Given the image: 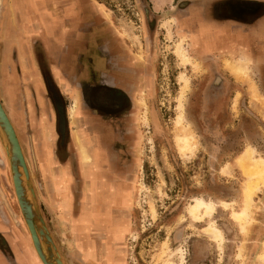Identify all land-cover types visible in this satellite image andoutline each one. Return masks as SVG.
I'll use <instances>...</instances> for the list:
<instances>
[{
    "label": "rangeland",
    "instance_id": "374dc122",
    "mask_svg": "<svg viewBox=\"0 0 264 264\" xmlns=\"http://www.w3.org/2000/svg\"><path fill=\"white\" fill-rule=\"evenodd\" d=\"M3 1L0 0V6ZM11 1L5 0L0 7L1 26L6 23ZM188 1L192 0H43V9L40 10L37 0L38 20L47 14L55 21L51 33L39 24L30 28L31 31L27 30L31 19L20 15L14 21H22L23 27L25 25L23 32L18 29L15 33V28L10 29L5 38L4 29L3 32L0 30V93L6 99V94L12 95L15 89L16 93L23 91L30 105L28 87L29 84L35 87L36 80L25 70L22 74L18 44L11 39L18 34L25 42L24 55L31 56L33 64L36 55L44 67L52 69L55 66L62 70V75L67 78L66 85L62 80L56 81L66 94L68 110L74 99L78 103V97L71 94V88L81 83L83 67L89 58H94L101 37L111 44L115 35L119 36L122 44L135 43L139 51L143 49L145 59L150 61L148 78L153 87L150 101H147L149 91L142 84L135 96L138 106L129 138L122 148L112 145L113 151L110 150L111 161L116 162L129 182L132 181V185L122 193L120 203L130 206L134 201V204L125 213L131 230L129 225H123L116 232L119 239L124 231L129 232L117 245V253L122 258L107 251L103 256L104 264H264L260 260L264 251V230L260 235L262 240L257 241L253 237L259 226L264 229V202L259 199L260 192L264 190L262 184L252 192L248 220H239L234 215L242 209L244 189L249 186V179L239 168L236 157L250 149L253 157L264 158V37L248 41L247 52L243 50L236 55L231 52V55L219 57L217 69L224 77L222 87L228 89L223 100V126L220 129L211 125L207 128L201 126L198 121L201 109L194 99L198 98L195 96L197 88L208 84L204 80L209 74L207 64L191 54L192 46L198 45L197 32L183 30V23L174 15L175 11L183 14L178 9ZM144 11L155 21L149 30L153 32L150 33V44L145 38L149 31L147 33L144 26ZM194 16L200 19L198 11ZM258 31L264 33V23ZM212 32L215 33L212 26H200L199 33L205 36L201 42L203 50H210L218 44L216 36L210 34ZM180 44L182 50H178ZM67 54L71 63L63 67L61 59ZM183 54L189 62L184 63ZM138 58H142L141 54ZM229 62L243 66L247 70L246 77L231 73L233 70L227 67ZM181 75L185 80L180 79ZM5 77H8L9 87ZM17 99L18 95L9 99V112L12 111L10 103ZM38 116V121L41 117L39 124L46 125L51 121L52 139L55 140L52 114L49 119V113L41 108ZM69 118L74 122L76 117ZM29 120H34L31 114ZM77 125L82 128L81 121ZM182 127L186 133L192 134L189 149L185 151L180 150L178 141ZM35 133L34 129L24 131L23 127L16 132L31 169L33 164L29 159L28 144L30 136L36 143L39 140ZM83 142L86 143L84 139ZM0 151L5 158L1 141ZM31 179L39 205L40 179L36 174L31 175ZM76 180L75 187L78 188V176ZM8 192L10 199L14 200L13 212L21 217L15 194H12L14 191ZM194 198L210 202L212 213L199 220L192 217L187 208ZM224 198L227 201L222 200ZM40 211L42 214L41 208ZM211 223L219 229L221 241L213 240L207 234ZM242 227H245V232ZM58 251L61 254V249Z\"/></svg>",
    "mask_w": 264,
    "mask_h": 264
},
{
    "label": "flooded vegetation",
    "instance_id": "af4514ba",
    "mask_svg": "<svg viewBox=\"0 0 264 264\" xmlns=\"http://www.w3.org/2000/svg\"><path fill=\"white\" fill-rule=\"evenodd\" d=\"M17 1L14 0V3L16 4ZM182 5L178 10L183 11V14L176 13L175 11L174 15L183 23V30L185 29L189 33H192L193 30L194 33L197 32L198 45L192 46L191 54L195 59L207 64V71L209 73L204 77V80L208 84L203 88H197L195 93V96H198V98L194 100H196V103L201 109L199 112L200 119L198 121L202 124L201 126L206 128L211 125L220 129L223 126L221 123L222 114L224 113L223 100L227 95L228 89L222 87L224 77L221 75L219 69H217L221 60L219 57L222 55H231V52L235 55L243 50L247 52L248 41L254 38L258 41L260 37H264V33L258 31L261 24L264 23V0H192ZM83 8L85 9L84 6ZM195 11L199 12L200 19L194 16ZM144 12V26L148 33L155 21H152V17L147 11ZM34 20L37 23L26 26L27 30L31 31L30 28L35 27L37 24L44 27L36 16ZM21 22L19 20L14 26L13 21L9 17L5 24L2 26L0 24V30H2V27H5L3 28L6 33L5 38H7L10 29L15 28V33L18 29L23 32L25 25L23 27ZM54 25L55 21L53 20ZM202 25H210L214 28L215 33L212 32L210 34L216 36L215 39L218 41V44L210 50H203L201 42H203L205 36L199 33L200 26ZM150 33L152 34L153 32L149 31V35L145 37L149 44ZM22 43V46H24L25 42L22 41ZM120 43L121 41L117 35L114 36L112 44L107 43L106 39L100 38L97 52L93 56L94 58H89L87 64L83 67L81 87L79 88L82 106L81 132L84 133L83 139L88 143L90 149L96 145L100 149V152H103L108 157H112V145L118 146V149L122 148L124 146L123 143L129 138L131 126L135 123V113L137 112L138 106V100L135 99V96L138 95L137 92L140 91V86L143 84L148 89V102L153 92L152 82L148 78L150 61L148 62L145 59L146 56L143 49L139 51L137 48L138 45L135 43ZM32 49L34 50V45ZM138 54H141V59L138 58ZM19 64L21 65L22 74L25 70V72L31 75L33 74L32 78H35L36 81H40L37 93L42 97L43 104L38 101L35 87L32 88L30 84L28 94L31 96V105L29 100L25 99L26 95H24L23 91L16 93L17 90L15 89L12 95L6 94L7 98H3V105L14 124L16 132L22 127L24 131L25 129H34L36 132L34 135H37V139H40V132L37 130L35 124L37 120L35 121L34 119V122H31L32 120L30 121L29 119L30 114L33 116L32 108L35 109L36 118L39 117L38 112L42 108L44 112L46 110V114L49 113V119H51V114L53 117V131L55 134L57 156H60L61 158H59L62 160L67 157H73L75 159L78 153L72 142V128L67 114V97L57 84V79L51 67L41 65L36 55L35 64L32 63L31 56L29 55L21 57ZM7 69L9 70L8 64ZM7 79L8 77H5L6 86L9 87ZM14 83L18 85L17 82ZM15 95H18L19 99L17 101L13 100L10 103L12 105V111L9 112L7 109L9 99ZM153 113L155 114V112ZM130 119L133 121H129ZM24 123L27 124L25 125ZM18 138L20 140L19 136ZM31 140L32 138L30 136L28 148L31 154L29 152L28 154L34 167L35 154L31 146ZM76 170L73 165L75 180L76 176H78L79 180V175H77ZM7 183H10L8 180L7 166L3 154L0 151V189L2 191V195H0L1 221H3V195H5L6 199H9V194L6 189ZM135 192L136 187L133 190L134 196ZM222 200H226V198ZM258 228L260 233H262L264 229L261 226Z\"/></svg>",
    "mask_w": 264,
    "mask_h": 264
},
{
    "label": "crops",
    "instance_id": "0c3cea01",
    "mask_svg": "<svg viewBox=\"0 0 264 264\" xmlns=\"http://www.w3.org/2000/svg\"><path fill=\"white\" fill-rule=\"evenodd\" d=\"M36 1L18 0L15 4L12 0L10 8L7 9V12L9 11V14L6 13L7 17L12 16L11 20L14 21L20 15L22 18L31 19V24H34L37 12ZM42 1L39 0L37 4L40 10L43 9ZM46 15L44 18L39 17V21L45 30L51 33L53 17ZM13 24L15 26L16 22L14 21ZM11 39L18 44L19 57H23L26 50L22 46L20 37L17 35ZM50 51L53 52L51 46ZM69 59L68 54L61 59L63 67L70 65ZM52 71L56 79L67 81L60 67L52 66ZM39 83L38 80L34 83L35 93L38 101L43 104L42 97L37 93ZM63 84L66 85V82ZM80 85L81 83L78 82L77 87L72 86L71 88V94L78 97V103L74 122L69 118L72 126V142L78 153L76 158L67 157L61 160L57 156L55 140L52 139L51 121L49 120L50 122L46 125L39 124L41 117L38 121L35 109L32 108L33 117L35 121L37 120L35 124L40 132V139L37 143L34 138L31 140L35 162L34 167L29 168V171L30 176L33 174L39 176L41 183L39 206L54 243L62 251L64 263L104 264L103 256L107 251L112 252L117 258H122L117 253L119 250L117 245L126 238L129 232L124 231L121 239L116 238V232L123 225L130 227L128 215L125 213L129 211L131 205L121 204L120 199L124 190L131 186V182L124 177L125 175L119 170L116 162L114 163L110 157L100 152L96 145L90 149L88 143L83 142L84 133L77 125L82 120L81 96L78 89ZM0 100L3 104L2 92ZM81 147L83 152L80 151ZM101 148L103 149L102 145ZM4 161L6 164V155ZM73 165L79 175L78 188L75 187ZM7 172L9 180L8 165ZM11 185L7 183V192L13 191ZM75 190L78 192L76 193ZM260 193L259 199L264 202V190ZM12 194L14 195V192ZM12 204L14 205L13 198L11 200L9 196V199H6L3 195V221L0 220V264H40L32 250V243L22 218L18 217V213L13 212ZM8 208L14 216L10 215ZM261 234L260 231L255 232L253 237L257 241L262 240ZM256 249H258L257 245Z\"/></svg>",
    "mask_w": 264,
    "mask_h": 264
},
{
    "label": "water",
    "instance_id": "95a60500",
    "mask_svg": "<svg viewBox=\"0 0 264 264\" xmlns=\"http://www.w3.org/2000/svg\"><path fill=\"white\" fill-rule=\"evenodd\" d=\"M0 141L22 222L34 250L42 264H65L41 214L23 148L1 100Z\"/></svg>",
    "mask_w": 264,
    "mask_h": 264
},
{
    "label": "bare ground",
    "instance_id": "6f19581e",
    "mask_svg": "<svg viewBox=\"0 0 264 264\" xmlns=\"http://www.w3.org/2000/svg\"><path fill=\"white\" fill-rule=\"evenodd\" d=\"M181 46L182 45L180 44V47H179L180 49H178V50H182ZM181 53H182V51H181ZM183 57L185 58L183 60L184 63L185 62L186 63L189 62V59H187L184 56V54H183ZM228 64L229 65H227V67L231 68L233 70V72H231V73H234L238 77H242V76L246 77L247 70L243 66H241L238 63L237 64H235V63L233 64L231 62H229ZM180 79L181 80H185L182 75L180 76ZM184 88H185V85H184ZM182 92H181V94H182ZM71 103L72 104L70 106V109L68 110V115L71 116V117H74L75 116V112L77 111L76 100L74 99L73 102H71ZM145 113H146V111H145ZM179 120H180V117L178 118V121ZM182 128L183 129L181 131V134L178 137V141L180 143V150L181 151H185V150L189 149V141H190V139L192 137V134H190V132L186 133V130L184 129V127H182ZM75 136L78 139V136L77 135H75ZM80 151L83 152V148L82 147H81ZM25 161H26V159H25ZM236 162H237L239 168L242 170L243 174L246 177H248V179H249V183H248L249 186L244 189L245 201H244L243 207H242V209L240 211H237V212L234 213L236 218H238L239 220L243 221V220H246V219L248 220V217H249L248 214H250L249 213V208L251 206L252 198H253L252 192L257 191L260 184H262L264 186V158H262V157H259V158L253 157L252 150L247 149L245 152L240 153L236 157ZM192 202L193 203L190 204L189 207L187 208L188 209L187 212L192 217H194L195 219L199 220L204 215H210L212 213V211H213V205L210 202H206L202 198H194V201H192ZM209 225L210 226L207 228V234L213 240L221 241L222 237H221V233H220L219 229L216 228V226L214 224H212V223L209 224ZM245 227H246V225H245ZM245 227H242L243 232H245L244 231ZM31 247H32V250H34L32 245H31ZM34 254L36 255V257L39 260L40 264H42L35 250H34ZM260 260L264 261V251H263V253L260 256Z\"/></svg>",
    "mask_w": 264,
    "mask_h": 264
}]
</instances>
